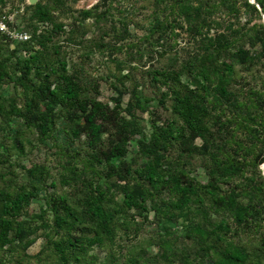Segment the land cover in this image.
I'll use <instances>...</instances> for the list:
<instances>
[{
  "label": "trees",
  "instance_id": "1",
  "mask_svg": "<svg viewBox=\"0 0 264 264\" xmlns=\"http://www.w3.org/2000/svg\"><path fill=\"white\" fill-rule=\"evenodd\" d=\"M78 1L0 32V264H264V0Z\"/></svg>",
  "mask_w": 264,
  "mask_h": 264
},
{
  "label": "rangeland",
  "instance_id": "2",
  "mask_svg": "<svg viewBox=\"0 0 264 264\" xmlns=\"http://www.w3.org/2000/svg\"><path fill=\"white\" fill-rule=\"evenodd\" d=\"M99 0H79L78 2L75 3V8L81 9V8H90L92 5H94L95 3H97ZM6 4L5 6H3L2 4H0V8H2L3 13L1 14H10L12 16V20H11V24H12V28H20V29H24L27 30L28 29V25L26 21H23V15H25L26 13V9L25 6L27 3H29V0H5ZM130 2L127 0H116V4L115 6L120 7V8H124L126 7L128 10L132 9L133 7L129 4ZM138 11V10H137ZM43 26H47L49 27L50 24H41V27ZM130 31L132 32V36L129 37V40H127V42L129 41H133L136 40L138 35H142L145 32V29L143 28H138V26L135 25H131L130 26ZM94 32H89L88 37L93 36ZM185 36V35H184ZM183 36V37H184ZM180 41L182 42V44H184L185 39L184 38H180ZM66 43L63 42V45H65ZM75 48V47H74ZM80 54H82L81 50H76L73 54V58L74 59H79ZM127 56V48L125 46V48H123L122 50L116 51L114 52L112 59L113 61H110V57L109 55H105L103 56L101 53L97 52L94 57L92 58L91 63L89 64V67H91L95 73V75L100 78V76L106 75L110 70H109V66L111 69H113L114 74L117 73V61L118 60H125V58ZM127 64V63H126ZM125 64V70L124 72H126L127 68L129 67L128 65ZM135 64V63H133ZM112 76V78H114V76L112 74H110ZM101 81V95L100 97L104 100H108L111 96L115 95V90L113 88H111V86H109L108 81L105 80H100ZM11 87L5 86L4 89L6 92L9 91ZM129 99V94L125 95V100L127 101ZM147 133L151 132V129L148 127L147 128ZM143 138L142 134L139 135L138 139H135L134 141L131 142V150H133L134 148H137L139 145V140H141ZM181 156L183 158H188V155L186 153H182ZM45 157H47L48 159H50L52 157V154H45V152L42 150L36 151L33 159L36 160H41L44 159ZM27 162H29L27 160ZM264 162L262 163V167L264 169ZM195 176H197L200 180L205 181L207 180V175L206 172L201 168L198 167L197 170L193 173ZM41 202L43 203V200L39 199V200H35L34 203L32 204V211L34 213H38L39 212V208H40V204ZM148 228V231H151L155 228L154 224H147L146 226ZM44 237L39 238L35 244H33L29 249L28 252L31 254H35L37 253L43 246L44 244ZM154 250H157L156 247H154ZM96 252L100 255L101 259H104V251L100 250V249H96Z\"/></svg>",
  "mask_w": 264,
  "mask_h": 264
},
{
  "label": "built area",
  "instance_id": "3",
  "mask_svg": "<svg viewBox=\"0 0 264 264\" xmlns=\"http://www.w3.org/2000/svg\"><path fill=\"white\" fill-rule=\"evenodd\" d=\"M12 16L10 14H0V32L5 34L10 40L26 41L31 38V33L28 30L20 28H12Z\"/></svg>",
  "mask_w": 264,
  "mask_h": 264
},
{
  "label": "water",
  "instance_id": "4",
  "mask_svg": "<svg viewBox=\"0 0 264 264\" xmlns=\"http://www.w3.org/2000/svg\"><path fill=\"white\" fill-rule=\"evenodd\" d=\"M37 1H38V0H29V3H30V4H36ZM251 1H252V2H255V0H251ZM263 21H264V17H263ZM260 167H261V169H262V171H263V174H264V169H263V167H262V164H261Z\"/></svg>",
  "mask_w": 264,
  "mask_h": 264
}]
</instances>
